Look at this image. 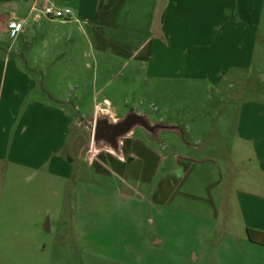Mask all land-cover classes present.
Segmentation results:
<instances>
[{"label":"crops","instance_id":"crops-1","mask_svg":"<svg viewBox=\"0 0 264 264\" xmlns=\"http://www.w3.org/2000/svg\"><path fill=\"white\" fill-rule=\"evenodd\" d=\"M50 1L70 6L71 18L35 19L34 0H0L3 223L40 228L39 216L51 204L47 206L48 192L55 196L53 206L62 225L68 213L67 203L65 211L61 206L63 196L71 197L73 232L71 181L74 175L87 174V182L99 190L97 196L89 191L81 197L90 215L106 218L98 227L104 236L124 235V240L102 242L109 249L125 250L123 262L132 255V264H264V244L247 234V228L264 231V93L247 96L254 89L253 74L264 83V0ZM10 19L25 20L23 31L13 35L7 28ZM41 27L56 30L49 34L56 42L79 38L84 42L80 56L99 58L104 66L121 63L132 73L146 70L169 82L208 81L209 88H220L223 80L231 88L238 85L246 96L234 129L202 131L198 139L187 141L179 117L164 114L166 92L156 93L164 86L151 83L148 99L154 105L155 123L142 106L127 113L145 114L152 124L167 127L151 133L136 126L121 140L120 153L96 148L87 160L81 157L80 164L73 156L76 124L85 116L79 106L89 84L83 83L77 68L74 95L43 84L47 67L34 57L46 52L31 58L32 42L41 38L38 49L48 44L47 34L38 31ZM106 78L96 92L91 87L94 99L101 93L102 102H107L96 108L92 120L105 109L117 120L125 116L105 95L110 83ZM218 122L222 126L221 118ZM163 129L171 133L162 136ZM209 137H217L212 150L207 148ZM12 182L22 196H11ZM126 234H134L133 240Z\"/></svg>","mask_w":264,"mask_h":264},{"label":"rangeland","instance_id":"rangeland-1","mask_svg":"<svg viewBox=\"0 0 264 264\" xmlns=\"http://www.w3.org/2000/svg\"><path fill=\"white\" fill-rule=\"evenodd\" d=\"M48 29L42 27L40 30L38 29L40 34H47L48 44L44 49H38L37 47L38 42L41 45V38L31 43L33 44L31 58L36 56L34 55L36 52L42 50L46 52L44 56L34 57L37 59L38 65H46L47 67L46 74L41 78L43 84L53 88L60 87L55 92L62 95H74L73 88H71L74 86L73 68L78 69L77 74H80L82 79L84 78L83 83L89 84L87 88H83L86 95L83 104L79 108L85 116L84 118L79 116L77 120L76 147H73L75 149L73 156L77 158L78 162L80 161V164L81 157L88 159L96 150L93 139L95 119L92 120L95 110L97 107L101 108L107 105V102H102L101 98L103 96L101 93L98 94L97 99L93 98L91 87L94 85V92H96L101 83L106 81V77L110 79V83L105 95L113 103V109L118 111L120 115H126L128 110L142 106L151 115L152 122L155 123L154 105H150L151 100L148 99L150 95L148 86L155 83L157 86H164L156 91L159 96L162 95L161 93L166 92L164 97L166 102L163 104L164 114L167 113L168 117L175 119L179 117L178 123L184 130L183 135L187 141L198 139L196 135L197 133L201 134L202 131L214 130L218 133H231V130L234 129L235 120L242 105L241 100L244 95L246 96V91L237 87L238 85L231 88L227 86L228 81L223 80V83L219 85L220 88H215V85L209 88L208 81L173 79L172 82H169L157 78L154 74L147 73L146 70H143L142 73H132L130 69L122 68L121 63L104 66L102 64L103 60H100V64H98L99 58L97 60L96 57L83 58L80 56L81 52L78 50L84 48V42H80L79 38L74 37L73 40L62 38L56 42L52 37L49 38L51 33L56 30ZM55 29L60 30L61 27L59 29L55 27ZM76 44L79 45L76 46ZM73 45H75L74 48ZM66 70H70L72 73L67 74ZM37 75L39 73H36ZM251 84H253L254 89L249 90L250 92L247 91V96L261 97L258 95L264 93V83L261 81L259 74L252 75ZM220 98H225L227 102H220ZM220 118L222 126L219 127L217 124ZM137 129L142 130L140 126ZM169 132L171 133L168 129L161 130L162 136L170 134ZM216 138H207V142H209L208 149H213L212 144H214L213 141ZM87 178V174L83 178L80 176L77 178L74 175L71 181L73 183V232L68 206L70 205V196H63L62 200L63 210L65 211L68 207V213L63 215L62 218L63 224L66 218L64 225L61 224V219H59V215H57L53 206L55 196L53 194L49 195L48 192L47 206L48 203L51 204L49 210L46 207L47 211L39 216L40 228L34 229L32 226L27 228L20 225L17 228H10L3 223L4 217L0 210V264H132V255L128 262H123L122 257L125 256V250H113L102 245V242L124 240L125 238L124 235L116 232H109L104 236L102 230H98V227L104 224L103 219L106 218L89 214L87 203L81 196H88L89 191H93L94 195L97 196V190L99 189L90 185ZM12 187L11 196H22L19 191H16L13 182ZM95 208L97 207L93 206L92 209ZM99 210H101V207ZM133 237L134 234H126L128 240H133ZM89 239L94 242L88 243Z\"/></svg>","mask_w":264,"mask_h":264},{"label":"water","instance_id":"water-1","mask_svg":"<svg viewBox=\"0 0 264 264\" xmlns=\"http://www.w3.org/2000/svg\"><path fill=\"white\" fill-rule=\"evenodd\" d=\"M136 126H142L151 133H157L160 129L167 127L163 123L152 124L147 115L136 111H130L117 120L109 110L105 109L103 115H99L95 120L93 139L96 148L110 147L113 151L120 153L121 140Z\"/></svg>","mask_w":264,"mask_h":264},{"label":"built area","instance_id":"built-area-1","mask_svg":"<svg viewBox=\"0 0 264 264\" xmlns=\"http://www.w3.org/2000/svg\"><path fill=\"white\" fill-rule=\"evenodd\" d=\"M35 19L47 17L49 19H69L72 16L73 10L70 6H60L50 0H34L32 8ZM25 20L10 19L7 22V28L13 35L23 31Z\"/></svg>","mask_w":264,"mask_h":264},{"label":"trees","instance_id":"trees-1","mask_svg":"<svg viewBox=\"0 0 264 264\" xmlns=\"http://www.w3.org/2000/svg\"><path fill=\"white\" fill-rule=\"evenodd\" d=\"M247 234L251 241L264 244V231L255 228H247Z\"/></svg>","mask_w":264,"mask_h":264}]
</instances>
